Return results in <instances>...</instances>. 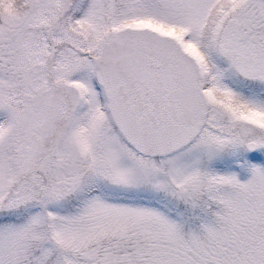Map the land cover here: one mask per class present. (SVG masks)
Returning <instances> with one entry per match:
<instances>
[{
    "label": "snow or ice",
    "instance_id": "obj_1",
    "mask_svg": "<svg viewBox=\"0 0 264 264\" xmlns=\"http://www.w3.org/2000/svg\"><path fill=\"white\" fill-rule=\"evenodd\" d=\"M0 264H264V0H0Z\"/></svg>",
    "mask_w": 264,
    "mask_h": 264
}]
</instances>
